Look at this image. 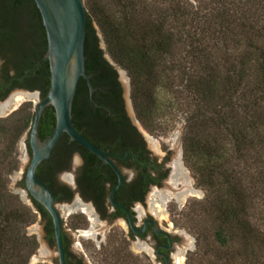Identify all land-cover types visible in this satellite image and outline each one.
<instances>
[{"label": "trees", "instance_id": "trees-1", "mask_svg": "<svg viewBox=\"0 0 264 264\" xmlns=\"http://www.w3.org/2000/svg\"><path fill=\"white\" fill-rule=\"evenodd\" d=\"M84 9L85 73L94 89L91 99L101 108L91 105L80 80L74 97L79 104L71 110L74 128L90 133L129 128L117 73L105 53L127 73L133 109L144 127L155 118L156 91L184 97L183 158L207 191L196 204L210 223V237L204 230L197 235L206 254L213 253L205 264H264V0H100L87 1ZM19 21L30 23L25 36L31 46L30 53L17 48L15 55L41 60L47 44L33 0H0V34L15 41ZM39 76L44 98L46 60ZM32 119L19 110L0 120L6 175L17 170L11 152ZM54 124L48 107L38 125L41 141ZM73 145L62 138L59 147L70 153ZM36 208L47 216L37 203ZM31 220V211L7 190L0 174V264H27L37 248L22 232Z\"/></svg>", "mask_w": 264, "mask_h": 264}, {"label": "flooded vegetation", "instance_id": "flooded-vegetation-1", "mask_svg": "<svg viewBox=\"0 0 264 264\" xmlns=\"http://www.w3.org/2000/svg\"><path fill=\"white\" fill-rule=\"evenodd\" d=\"M29 25V22H18L19 33L13 42L0 34V115L9 110L16 111L14 106L18 96L23 98L22 105L34 100V108L43 99L39 81L41 61L15 55L18 49L30 53L31 41L25 36ZM121 99L129 128L91 133L82 128L79 131L105 154L114 169L76 143L70 153L62 152L65 150L59 147L62 138L67 139L68 146L73 144L66 135L61 136L51 157L36 169V177L48 187L55 200L61 222L64 262L95 264L91 255H96L100 264H183L189 246L181 243L183 233L170 223L167 205H179L192 190L184 177L179 157L170 159L169 152L159 157L148 148L144 136L127 115L122 88ZM78 101L73 100V103L78 105ZM89 101L100 110L93 100ZM8 116L10 114L5 118ZM25 149L31 156L28 138ZM182 185L186 188L181 189ZM20 188L25 195L22 200H29L42 223L43 241L54 250L53 264H59L51 218L47 213L43 216L37 211L36 202L26 191L24 181ZM62 208L66 209L64 217L59 211ZM98 227L100 230L96 235L92 230ZM74 236L85 240L81 246L83 254L77 252ZM89 243L96 247V252L88 250Z\"/></svg>", "mask_w": 264, "mask_h": 264}, {"label": "water", "instance_id": "water-1", "mask_svg": "<svg viewBox=\"0 0 264 264\" xmlns=\"http://www.w3.org/2000/svg\"><path fill=\"white\" fill-rule=\"evenodd\" d=\"M33 2L39 13L45 31L47 46L46 52L40 61L46 60L48 62L50 76L49 89L45 97L39 100L33 109V119L29 128L28 136L22 141L20 174H12L15 185L9 186L12 193H18L23 199L25 198V195L22 193L20 184L24 181L25 189L30 197L49 215L54 230V237L58 251V262L59 264H65L61 244V222L55 206V200L48 187L36 177V169L43 161L48 160L51 157L52 151L62 135H66L71 142L76 143L88 153L95 156L98 160L108 164L110 167H112V165L106 159L105 154L83 138L71 123L72 104L79 79H83L86 83L90 100H92L91 95L94 92L90 83V76L85 73L84 66L86 23L84 5H87V0H33ZM94 28L101 40L98 28L96 26H94ZM100 48L105 51L102 40L100 42ZM104 58L109 62L106 53L104 54ZM117 77L121 84L122 98L128 117L142 136H144L148 148L154 154L161 157L162 154H165L166 152L157 144L150 143L142 124L137 120L132 102L129 98V82L118 72ZM16 99L23 100L21 96H18ZM48 107L53 109L55 124L52 132L41 141L38 137V125L43 111ZM183 131L184 127L178 131L175 144L168 145V152L170 153V159H176V157H179L184 177L187 180L188 187L191 188V180L183 166ZM27 138L31 150V156L25 149ZM73 158L75 159L76 157ZM119 183L120 182H118L117 186L114 188V191L119 186ZM185 188L184 185L181 186V189ZM185 199L201 201L199 192L193 191L188 192L183 197L182 201ZM24 202L31 211L35 212L31 207L29 200H25ZM59 211L62 217L66 215L65 208H62ZM99 230V227L94 228L92 232L97 235ZM27 233L37 235L40 251V257L34 258L28 264H53L52 257L54 256V250L49 249L42 239V223L40 222V228L33 227ZM79 238V236L73 237L74 245H76L77 252L83 254L81 252L82 249ZM80 239L83 240V238ZM194 240L195 239L188 237L182 238L181 243H183L184 246H189L187 254L193 253L192 243ZM182 261H186L185 257H183Z\"/></svg>", "mask_w": 264, "mask_h": 264}, {"label": "rangeland", "instance_id": "rangeland-1", "mask_svg": "<svg viewBox=\"0 0 264 264\" xmlns=\"http://www.w3.org/2000/svg\"><path fill=\"white\" fill-rule=\"evenodd\" d=\"M87 1L99 2L100 0H87ZM101 1L105 2L106 0H101ZM151 1H158V0H148V2H151ZM107 57H108L109 63L114 67V69L124 79H126L129 82V98L131 100V83H130V79L127 73L123 69L118 67L116 64H114L108 55ZM154 95L156 98L155 100L156 114L154 115L155 118L151 121V123L148 124L147 127H144L143 125L142 126L147 134V137L150 143L157 144L162 150L168 153V145L175 144L178 131L182 129L185 125L186 116L188 114V111L186 109V101H184V97H181V96L179 97L176 93L171 94L165 89L156 91ZM33 102L34 101H31V102L26 101L27 104L22 105L23 100H20L14 106V109L16 110L14 112L23 110L25 111V113L33 114V109H34ZM14 112H12L11 110L7 111L5 114L0 115V120L5 119L6 115H9V114L11 115ZM26 136H27V133H25L15 143L12 149V152H11L12 154L11 161L13 160V162H16L17 170L9 175H6L4 167H3L5 166L4 163H6V160L2 156L1 158L2 163L0 165V174L3 177V179L6 180L7 190L11 194L18 196L21 203L29 209V207L22 200V198L19 196L18 193L11 192V189L9 186V185H15L12 174H20L21 146H22V141L25 139ZM6 146H7V140L0 138V152L4 151V149H6ZM183 166L191 180L190 189L193 192H199L201 201L185 199L178 206L174 203H169L167 205V209H168L167 214L169 215L168 219L170 223L174 225L175 228H177L183 233V237L195 239L194 242L192 243L193 253H190L184 256L186 261H182L183 264H200L201 259L203 260V263L205 264L206 262L208 261L210 262V260H213L212 255H211L213 253H210L209 255L206 254V251H204L205 249L201 248V245L197 243V235L199 232L204 230L205 234H207L208 237H210L209 235L210 233L206 232L210 228V223H209V218L207 216L197 211L199 207L196 206V204L201 203L206 198L207 191L198 186L193 173L186 166L184 162V158H183ZM196 215H198V217H196ZM31 216H32L31 222L26 227H23L22 232L23 234H25L26 237L34 238L37 241V248L35 249V251H33L32 255L29 257L27 264L34 258L40 257L37 235L27 233L33 227L40 228V220L38 216L35 214V212L33 211H31ZM261 216L264 217V215H261ZM79 241H80L81 246L85 244V242H83L84 240L80 238H79ZM209 242L211 243L212 246L214 245L212 243V238H209ZM88 246H89L88 250L90 249L91 252L97 251L94 245L89 243ZM213 250L215 253L218 250L215 247V245L213 246ZM91 256L94 258V261L96 263L100 264L99 261L96 259L97 258L96 255H91Z\"/></svg>", "mask_w": 264, "mask_h": 264}, {"label": "bare ground", "instance_id": "bare-ground-1", "mask_svg": "<svg viewBox=\"0 0 264 264\" xmlns=\"http://www.w3.org/2000/svg\"><path fill=\"white\" fill-rule=\"evenodd\" d=\"M19 101H20V99H16V104H17ZM16 104H15V105H16Z\"/></svg>", "mask_w": 264, "mask_h": 264}]
</instances>
